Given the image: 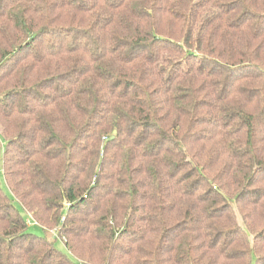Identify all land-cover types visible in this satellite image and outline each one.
<instances>
[{"label": "trees", "instance_id": "16d2710c", "mask_svg": "<svg viewBox=\"0 0 264 264\" xmlns=\"http://www.w3.org/2000/svg\"><path fill=\"white\" fill-rule=\"evenodd\" d=\"M0 163V264H264V0H0Z\"/></svg>", "mask_w": 264, "mask_h": 264}, {"label": "rangeland", "instance_id": "374dc122", "mask_svg": "<svg viewBox=\"0 0 264 264\" xmlns=\"http://www.w3.org/2000/svg\"><path fill=\"white\" fill-rule=\"evenodd\" d=\"M0 187L5 190V184H4V178H3V172H2V165L0 163ZM16 205V207L19 208V206L14 203ZM22 216L24 217V219L26 220V222L28 223V230L31 233L37 234V235H42L43 231L36 225L33 224V222L30 220V217L27 216L25 213H21ZM55 247L63 252H65L64 246L63 244L60 242V240H56L54 243Z\"/></svg>", "mask_w": 264, "mask_h": 264}]
</instances>
